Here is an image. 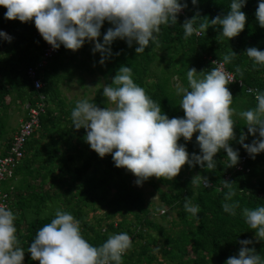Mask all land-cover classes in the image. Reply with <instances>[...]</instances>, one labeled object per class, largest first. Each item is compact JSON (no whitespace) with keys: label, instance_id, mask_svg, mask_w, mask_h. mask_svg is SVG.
I'll return each mask as SVG.
<instances>
[{"label":"clouds","instance_id":"1","mask_svg":"<svg viewBox=\"0 0 264 264\" xmlns=\"http://www.w3.org/2000/svg\"><path fill=\"white\" fill-rule=\"evenodd\" d=\"M193 5L198 0H191ZM247 0H231L229 10L224 15L204 20L197 25L199 11L191 18H185L181 27L184 38L193 34L200 36L212 26H221L220 35L227 40L238 36L244 29L247 15L242 8ZM6 8L5 19L22 23L34 22L40 36L53 50L63 45L73 52L85 42L94 44L92 52L101 53L99 63L103 65L112 54L110 45L117 39L128 47L136 44L135 53H144L152 44H158L161 26L177 24L178 15L187 7L181 0H0ZM256 21L264 28V0H259L255 10ZM108 22L103 35L101 28ZM5 31V30H4ZM0 38L11 42V34L0 31ZM244 54L252 61V69L264 67V50L248 47ZM237 54L231 49L224 54L223 61L210 71L199 73L193 67L187 69V87L176 85V95L180 96L179 106L183 117L169 118L162 112L159 103L151 99L145 89L137 85L132 76V67L121 65L111 83L103 86L105 106L100 107L86 99L78 100L71 111L72 127L85 130L84 140L100 158L111 154L114 165L124 168L135 177V184L142 186L151 177L172 181L182 166L199 165L213 171L217 167L214 157L220 150L226 152L225 167L236 166L239 150L230 146L237 140L236 115L232 107L233 95L227 85L235 77L225 70ZM217 61H213L216 63ZM235 72L243 78L244 71L239 65ZM254 92V108L241 111L247 133H240L237 143L251 158L264 152V92ZM194 133L199 146V154L191 155L186 145L178 143L192 140ZM258 134V135H257ZM247 135L254 139L244 143ZM199 177V179H197ZM210 187L206 177L194 176L191 184ZM223 211L230 216L237 215L239 201H234L236 191L233 182L224 180ZM184 210L190 217L199 219V205L185 199ZM164 211V210H161ZM241 215L248 229L255 230L253 239L238 240V254L229 256L225 264H264V256L256 248L249 247L254 242L264 241V205L255 208L244 207ZM17 216L6 205L0 204V264H23L25 251L39 264H123L124 255L133 247L127 232L111 234L99 246L89 243L81 232L80 221L71 213L57 209L54 218L36 232L27 250L21 246L14 221Z\"/></svg>","mask_w":264,"mask_h":264},{"label":"trees","instance_id":"2","mask_svg":"<svg viewBox=\"0 0 264 264\" xmlns=\"http://www.w3.org/2000/svg\"><path fill=\"white\" fill-rule=\"evenodd\" d=\"M181 2H187V7L183 10L184 14L178 15L177 24L174 26H161L158 42L163 43L162 47H166L171 39L184 44L189 54V62L195 65L198 72H208L211 68H215L216 63L213 61L222 62L224 54L232 49L237 56L230 64L225 65V68L234 75L236 80L227 85L233 95L232 106L239 108L244 105V111L254 108L256 105L254 93L247 89H258L264 92V67L253 70L252 61L244 52L248 47L264 50V28L259 26L255 17L259 0H247L245 7L242 8V11L247 15L245 29L230 40L220 35L221 26H210L206 33L200 36L193 34L185 39L181 25L185 18H191L197 11L201 16L197 19V25L218 14H226L231 0H198L196 5H193L191 0H181ZM5 12L6 8L0 6V26L11 34L12 39L11 42L2 39L0 44L7 59H11L15 52L21 53L19 59L23 60L24 67L21 68L19 78H15L13 85L20 89L18 90L19 95L22 98L27 97L31 103L34 102V97H37L38 92L34 90L31 81L26 77L25 67L38 60L40 56L38 51L42 47L43 41L34 36L37 31L34 22L22 23L18 19H5ZM107 28L108 24L105 22L101 28V34L105 33ZM155 45H150L144 53L136 55V44L128 47L125 41L115 40L110 45L113 61L110 65V75L114 77L121 65L132 67L134 82L143 87L148 96L160 104L162 112L169 118L182 117L183 111L179 106L180 96H177L172 90H167L164 83H145L146 77L150 75V63L155 55ZM59 49L60 53L48 64L44 73V86L40 91L46 97L47 106L45 113L40 116V128L27 140L26 154L15 168L13 178L9 181L17 179L16 176L19 179L16 180L17 182L14 180L15 183L11 185V190L7 189L8 194L13 197L9 209L17 216L14 224L21 246L27 250L38 229L49 223L59 208L71 213L80 221L82 235L93 246L101 245L111 234L127 232L132 238L133 247L124 255L123 264H153L150 254H148L149 258L144 257V253L150 251L149 244L136 241V238L143 237L147 229L154 224L150 218L152 212L146 207L143 195L121 178L120 168L115 167L111 154L100 158L94 150H91L84 140L85 130L83 128L75 130L72 127V110H63L62 119H59V116L54 115L49 107V101L55 103L58 97L56 81L51 74V70L55 69L54 65H56L54 62L60 61L62 56L69 55L68 49H65L63 45ZM207 55H209L208 59ZM237 65L244 71L243 78L235 72ZM182 70L179 68L176 72L180 73ZM237 80H241L243 84L239 86ZM25 88H28L30 95L24 90ZM8 93L9 89L0 80V107L4 105V98ZM57 104L59 106V102ZM60 109H62L61 106ZM235 124L234 131L238 140L242 131L247 133V128L240 122H235ZM2 129L0 128V137L4 133ZM196 135L198 133H194L189 142H185L183 138L178 141V143L186 145V150L190 155L193 152L199 154L200 151ZM43 136L48 138L45 146H48L49 149L44 150L43 147L38 146V142ZM253 139V136L247 135L244 143H251ZM237 140L230 141V146L239 150V162L246 155L242 169H237L235 166L225 167L227 164L226 152L220 150L214 157L217 162L215 170L208 171L199 165L190 167L185 164L188 174L181 177L176 176L173 181L165 180L175 188V193L173 195L163 194L162 198L167 205L170 203L172 206H179V217L185 224V228H181L173 237H166L165 244L161 246L164 258L170 263L210 264L211 261H217V264H225L229 256L238 254L240 247L238 240L254 238L255 230L247 228L241 211L244 207L255 208L264 205V152L257 154L253 159L242 145L237 143ZM62 142L65 144L64 149L60 148L59 150L58 145ZM32 147L34 149L32 156L36 155L39 158L33 171L31 155H27L28 150ZM41 152L45 155L42 156ZM64 154H67L66 158ZM75 160L79 164L74 165L70 184L67 187L61 191L58 189L52 192L48 189L40 190L46 179L50 178L48 173H54L56 168L53 170L52 166L57 165L60 174L63 175L67 173L66 171L71 172L70 169H66L67 163ZM196 168L202 170L203 176L211 183L210 187L205 188L202 182L199 185L191 184L195 176L193 171ZM27 175L40 178V182L32 184L26 179ZM58 178L59 174L53 175L52 185L57 184ZM224 180L233 182V188L236 191L233 200L239 201L240 204L235 217L225 213L222 208L224 193L227 192V189L223 187ZM218 185L219 188H216ZM186 198L191 200L193 205H199V219L190 217V214L185 212L183 205ZM61 201L65 204L64 208L59 206ZM97 204L112 208L113 213L110 214V217L116 213L121 217V220H112L104 226H102L100 218L91 222L86 218L85 208L94 209ZM128 215H133L136 219L135 222H129ZM22 223L26 225L24 228ZM160 230L162 231L161 228ZM146 234L153 242L156 241V238L149 232ZM187 245L191 246L194 256L187 255ZM253 246L258 253L264 256V241L249 245V247ZM23 264H39V261L32 260L31 254L25 251Z\"/></svg>","mask_w":264,"mask_h":264},{"label":"rangeland","instance_id":"3","mask_svg":"<svg viewBox=\"0 0 264 264\" xmlns=\"http://www.w3.org/2000/svg\"><path fill=\"white\" fill-rule=\"evenodd\" d=\"M106 23L108 24V28L111 27L108 22ZM0 31L6 32L9 35V33L4 31L1 26ZM103 35L104 33H102L99 37L101 43L103 42ZM2 39L3 38H0V40ZM162 44V42H158V44H156L154 47L155 52H153L155 55L153 61L150 63V75L146 77L145 83L149 84L151 82H161L166 85L167 90H172L176 93L177 84H179L181 87L188 86L187 69L193 67L195 68V65L189 62V54L187 53V48L184 46V44H180L174 39H171V41L167 43L168 45L166 47H162ZM93 46L94 44L92 42L86 41L79 50L75 52L68 50V56H62L63 58H61L60 61L54 62L56 65H54L55 69L51 70V74L56 81L58 97L55 103L49 101V107L54 115L59 116V119H62L63 110H72L78 100L86 99L89 102L96 103L100 107L105 106L106 98L102 95L103 86L105 84L111 83L112 77L110 75V65L113 61L110 55L105 63L101 65L99 63L101 60V53H93ZM20 54V52H15L11 56V59H7L6 53L0 44V80L3 81L6 87L9 89V93L4 98V105L0 107V128H3L2 130H4L3 135L0 137V141H4V139H7L13 133L14 129L18 126L19 121L25 116L26 107L29 104L28 98H22L18 91L20 89L13 85L14 80L19 78V72L21 71V68L24 67L23 60L20 61L19 59ZM208 58L209 55H207V59ZM179 68L183 69L180 73L176 72V70ZM195 69L198 70L197 68ZM24 90L29 93L28 88H25ZM57 102H59V106ZM60 106L62 109H60ZM232 107L236 112V115L233 116L234 121L244 124V120L239 117L238 113L244 111L243 108H245V106L242 105L239 108L234 106ZM182 114L184 116V112H182ZM41 138V141L38 142V146L43 147L44 150L49 149L48 146H45L48 138L44 136ZM64 145L65 144L63 142L59 143V150L60 148L64 149ZM33 151L34 149L32 147V149H29L27 152V155H31L30 159H32V171L36 168L39 162V158L36 157V155L35 157L32 156V154H34ZM41 155L43 156L45 154L42 153ZM66 155L64 154V157ZM78 164L79 163L76 160L72 162L70 161L69 164L67 163L66 169H70L71 172L65 170L67 173L63 175L60 174V170L57 165L52 166L53 170L55 168L56 169L54 170V173L46 172L49 174L48 177L50 178L46 179V182L43 186L44 189L40 188V190L48 189L50 192H52L56 189L61 191L67 187L70 184L73 167L74 165ZM187 171L188 170L185 168V166H182L181 171L177 176L181 177L184 174H188ZM58 174L59 178L57 180V184L52 185L51 182L53 181V175L57 176ZM120 174L121 178L126 181L130 187L141 192L146 201V207L152 212L150 218L154 224L147 229V232H145L143 237L136 238L137 242H147L150 246V251L146 254L144 253V257L147 259L149 258L148 254H150V257L153 258V264H159V262H161V264H172L166 258H164L165 256H163L161 246L165 244L166 237H173L177 231H179L181 228H185V224L179 217V206H172L170 203L167 205L162 197L163 194L173 195L175 193V188L171 187V184L166 182L163 178L157 179L156 177H151L147 181L143 182L142 186H138L135 184L136 177L132 173L128 172L124 168H120ZM193 174L195 176L200 175L205 177L202 174V170L198 168L194 169ZM16 178L19 179L18 176H16ZM17 179L14 180L16 181ZM26 179L32 184H38L40 182V178L30 177L29 175L26 176ZM14 180L8 181L6 183L13 185L15 183ZM209 184L211 185L210 182ZM216 188H219V185ZM59 206L64 208L65 204L61 201ZM85 209L87 211L86 218L91 222H95L96 218H100L102 226L112 220H121V217L116 213L110 217V214L113 213L111 211L112 208H108L103 204H97L94 209L89 207H86ZM127 219L129 222H135L134 220H136L134 219L133 215H128ZM25 226L26 225L22 223V227L24 228ZM148 232L156 238V241L153 242L149 238V236L146 234ZM186 252L188 256H194V252L190 245L186 246ZM210 264H217V261H211Z\"/></svg>","mask_w":264,"mask_h":264},{"label":"built area","instance_id":"4","mask_svg":"<svg viewBox=\"0 0 264 264\" xmlns=\"http://www.w3.org/2000/svg\"><path fill=\"white\" fill-rule=\"evenodd\" d=\"M180 14H184V11ZM34 36L41 38L43 41L42 47L38 51L40 56L35 63L28 64L25 67V74L31 81L34 90L38 92V95L34 97V102H29L26 107L25 116L19 121L13 133L7 140L4 139V141H0L3 146V151L0 152V204H4L8 208L12 204L13 197L11 194L9 195L7 191V189L11 190L12 186L6 182L13 178L15 168L20 164L26 154L25 144L27 140L40 128V116L45 113L47 106L46 97L40 91L44 86V73L48 68V64L60 53V49L53 50L52 47L43 40L38 31L34 33ZM219 63L221 62H216V67ZM225 70L231 73L226 68ZM235 81L236 80L233 82ZM237 83L239 86L243 84L241 80H237ZM245 157L246 155L243 156L241 161L235 166L237 169L243 168Z\"/></svg>","mask_w":264,"mask_h":264},{"label":"crops","instance_id":"5","mask_svg":"<svg viewBox=\"0 0 264 264\" xmlns=\"http://www.w3.org/2000/svg\"><path fill=\"white\" fill-rule=\"evenodd\" d=\"M2 151H3V146L0 143V152H2Z\"/></svg>","mask_w":264,"mask_h":264}]
</instances>
